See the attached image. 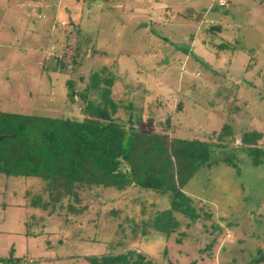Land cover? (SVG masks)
<instances>
[{
	"label": "rangeland",
	"instance_id": "obj_1",
	"mask_svg": "<svg viewBox=\"0 0 264 264\" xmlns=\"http://www.w3.org/2000/svg\"><path fill=\"white\" fill-rule=\"evenodd\" d=\"M104 66L121 104L116 121L160 132L169 117L172 136L201 140L229 123L232 139L212 156L232 151L239 172L223 162L200 167L184 191L212 219L176 213L181 225L168 238L117 233L105 215L134 200L164 209L167 195L107 188L67 219L31 205L39 177L0 173V257L89 264L87 256L125 242L157 264H264L256 260L264 255V156L256 167L237 148L243 130L264 133V0H0V110L80 119V94Z\"/></svg>",
	"mask_w": 264,
	"mask_h": 264
},
{
	"label": "trees",
	"instance_id": "obj_2",
	"mask_svg": "<svg viewBox=\"0 0 264 264\" xmlns=\"http://www.w3.org/2000/svg\"><path fill=\"white\" fill-rule=\"evenodd\" d=\"M75 51L78 54L80 47H75ZM65 55V50L55 55V69H64ZM101 72L104 76L93 75L87 91L80 94L83 100L80 119L0 110V136H3L0 173L39 177L42 192L31 199V205L48 214L64 212L67 219L88 212L107 188L123 191L138 187L154 195H167L169 207L164 209L155 208L147 200L139 206L134 200L131 207H111L105 211L107 218L117 222V233L128 228L132 237L157 232L168 238L181 225L176 213L191 220L212 219L205 205L196 208L184 187L204 165L223 162L239 172L237 155L232 151L212 156L213 147L228 145L234 135L233 127L223 123L219 130L207 134V140H201L172 136L169 117L160 132L145 131L131 121L128 125L118 122L115 115L121 104L112 97L115 78L105 66ZM68 84L72 87L74 83ZM91 92L97 95L95 101ZM240 142L237 148L246 153L252 165L259 166L264 156V133L245 129ZM211 228L215 234L213 243L220 225L213 222ZM86 260L89 264H157L125 242H119L112 250L87 256ZM256 260H264V255ZM0 261L45 264L42 260L28 261L26 257L14 260L12 256L0 257Z\"/></svg>",
	"mask_w": 264,
	"mask_h": 264
},
{
	"label": "water",
	"instance_id": "obj_3",
	"mask_svg": "<svg viewBox=\"0 0 264 264\" xmlns=\"http://www.w3.org/2000/svg\"><path fill=\"white\" fill-rule=\"evenodd\" d=\"M213 30H218L219 28L217 27H212ZM3 136H0V139L2 138Z\"/></svg>",
	"mask_w": 264,
	"mask_h": 264
}]
</instances>
